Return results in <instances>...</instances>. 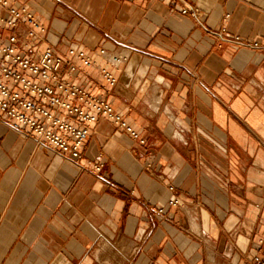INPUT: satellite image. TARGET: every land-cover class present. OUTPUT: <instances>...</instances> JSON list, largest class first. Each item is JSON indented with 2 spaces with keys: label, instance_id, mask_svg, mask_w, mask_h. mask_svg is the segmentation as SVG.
<instances>
[{
  "label": "crops",
  "instance_id": "0c3cea01",
  "mask_svg": "<svg viewBox=\"0 0 264 264\" xmlns=\"http://www.w3.org/2000/svg\"><path fill=\"white\" fill-rule=\"evenodd\" d=\"M15 1L43 22L45 47L78 46L110 70L115 86L83 65L66 77L140 137L100 117L74 163L0 113V264H252L264 47L249 41L264 39V0Z\"/></svg>",
  "mask_w": 264,
  "mask_h": 264
},
{
  "label": "built area",
  "instance_id": "2783aa9c",
  "mask_svg": "<svg viewBox=\"0 0 264 264\" xmlns=\"http://www.w3.org/2000/svg\"><path fill=\"white\" fill-rule=\"evenodd\" d=\"M182 12L199 15V8H184ZM229 17L226 14V19ZM22 23L26 26L20 32ZM221 30L227 32L226 26ZM46 31L43 22L30 10L15 0H0V113L5 116V123L19 133L31 134L37 144L61 153L74 163L82 157L91 126L100 117L113 120L132 137L139 138L137 130L115 110L110 100L90 92L66 75H77L83 65L98 69L111 86L117 84V78L85 49L69 47L62 57L50 45L45 47ZM232 41L239 46L246 42L239 35ZM249 44L262 48L264 39L251 40ZM100 55L106 58L107 52L101 51ZM102 168L103 164L94 165L96 171ZM169 203L180 204L178 198ZM259 243L262 246L247 256L252 264H264L263 239Z\"/></svg>",
  "mask_w": 264,
  "mask_h": 264
}]
</instances>
